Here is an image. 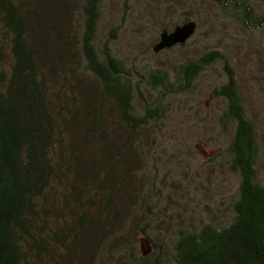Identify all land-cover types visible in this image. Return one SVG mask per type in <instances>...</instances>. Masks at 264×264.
Instances as JSON below:
<instances>
[{
	"label": "rangeland",
	"instance_id": "1",
	"mask_svg": "<svg viewBox=\"0 0 264 264\" xmlns=\"http://www.w3.org/2000/svg\"><path fill=\"white\" fill-rule=\"evenodd\" d=\"M224 1H96L97 55L107 51L121 63L135 118L158 111L132 131L85 69L87 0H16L64 138L32 227L45 249L26 246L29 264H172L181 235L232 223L240 182L229 149L235 122L223 119L225 100L213 96L225 81L222 63L205 66L189 87L178 85L181 67L210 52L234 70L256 134L254 182L264 186V0ZM238 4L247 7V25ZM186 21L196 24L187 42L153 51L163 30ZM157 70L178 92L150 87ZM145 236L149 247L140 242Z\"/></svg>",
	"mask_w": 264,
	"mask_h": 264
},
{
	"label": "trees",
	"instance_id": "2",
	"mask_svg": "<svg viewBox=\"0 0 264 264\" xmlns=\"http://www.w3.org/2000/svg\"><path fill=\"white\" fill-rule=\"evenodd\" d=\"M96 1L87 0L83 10L82 59L85 69L97 78L116 103L122 120L134 131L158 111L135 118L132 86L123 76L121 63L107 51L102 57L97 55ZM214 1L225 4L224 0ZM238 5L244 8L242 23L247 25V7ZM5 50L10 55L8 63ZM214 61L222 63L225 81L213 90V96L225 100L223 119L235 122L229 146L232 169L240 175L235 216L223 229L206 225L197 233L181 235L172 264H264V186L254 182L256 134L244 115L234 70L223 54L210 52L181 67L178 85L189 87ZM148 84L152 89L178 92L174 84L167 83L163 71H155ZM60 129L48 103L38 59L27 40L26 20L16 0H0V264H29L26 246L45 249L43 240L33 237L32 227L56 176L64 139Z\"/></svg>",
	"mask_w": 264,
	"mask_h": 264
},
{
	"label": "water",
	"instance_id": "3",
	"mask_svg": "<svg viewBox=\"0 0 264 264\" xmlns=\"http://www.w3.org/2000/svg\"><path fill=\"white\" fill-rule=\"evenodd\" d=\"M195 29V22L187 21L183 24L174 26L170 31L163 30L159 35L158 43L153 47V51L158 52L175 45L184 44L194 34ZM140 242L142 245L149 247V241L146 238H140ZM147 252L148 251H144L143 256L146 255Z\"/></svg>",
	"mask_w": 264,
	"mask_h": 264
},
{
	"label": "flooded vegetation",
	"instance_id": "4",
	"mask_svg": "<svg viewBox=\"0 0 264 264\" xmlns=\"http://www.w3.org/2000/svg\"><path fill=\"white\" fill-rule=\"evenodd\" d=\"M187 22V21H186ZM185 23V22H184ZM183 24V23H182ZM178 25H180V24H178ZM176 26V25H175ZM172 30V29H171ZM167 31H170V30H167ZM189 40V39H188ZM187 42V41H186ZM183 45V44H182ZM175 46H177V45H175Z\"/></svg>",
	"mask_w": 264,
	"mask_h": 264
}]
</instances>
